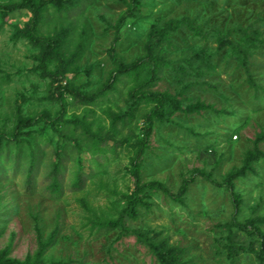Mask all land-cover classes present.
<instances>
[{"label":"rangeland","instance_id":"obj_1","mask_svg":"<svg viewBox=\"0 0 264 264\" xmlns=\"http://www.w3.org/2000/svg\"><path fill=\"white\" fill-rule=\"evenodd\" d=\"M20 1L0 0V135H12L20 117H57L59 85L89 95L106 91L93 101L65 91L68 107L56 126L42 123L17 142L0 137V254L35 259L43 236L52 244L44 255L47 264H160L137 236L99 224L124 216L127 229L176 248L184 264H261L252 249L260 237L234 222L260 220L264 236V0H68L71 7L64 10L49 3L40 35L49 40L69 32L70 41L68 66L49 59L47 74L39 62L46 48L16 37L33 13L1 10ZM131 6L133 17L121 25ZM185 17L196 19L209 39L185 26L172 33L175 50L164 45L169 58L194 59V70L181 71L179 80L168 69L152 90L170 92L183 109L197 103L208 109L162 119L145 100L123 119L137 105L131 97L137 83L118 76L117 61L145 58L153 33ZM221 38L232 44L221 46ZM180 66L189 65L174 69ZM191 83L197 86L188 88ZM149 121L151 139L139 160L141 185L157 182L173 195L187 185V194L180 202L147 187L141 198L148 205L125 215ZM82 123L91 128L89 135ZM92 136L100 139L98 149ZM60 149L64 191L57 195L51 179ZM249 153L256 158L248 162ZM79 172L84 182L75 187ZM231 234L243 248L238 253L228 246Z\"/></svg>","mask_w":264,"mask_h":264},{"label":"trees","instance_id":"obj_2","mask_svg":"<svg viewBox=\"0 0 264 264\" xmlns=\"http://www.w3.org/2000/svg\"><path fill=\"white\" fill-rule=\"evenodd\" d=\"M53 4L56 8L59 10L67 9L68 7H71V1L68 0H21L19 3H15L9 6H4L1 8L2 11H5L6 15H10L14 12L20 11V10H29L33 13V21L32 23L26 28V30L21 31L19 30L16 33L17 38H26L28 41H30L32 44H34L37 47H44L46 48V51L42 54V56L39 59L40 67L42 70L47 71L46 64H48L49 59L55 58V60H60L62 62V66H65V47L69 40V32L65 35L58 34L53 39H45L40 35V29H41V23L43 21V16L46 12V5L47 4ZM134 4H138L139 0H133ZM133 7H130V10L128 13L123 17L121 25H125L129 18L133 17ZM181 26H185L195 37H199L200 39L207 40L209 39V33L204 31L203 27L198 25V22L196 19H191L189 17H185L180 21H171L168 23L165 28H163L160 31H157L153 33L151 36L150 42L148 44L147 48V55L145 58L141 59L140 61L134 62L132 64H126L121 61H117V64L120 66V71L118 72V76H130L133 77L135 82L137 83V86L135 87L134 91L131 93V97L134 100V103L137 104L133 106V108L128 111L122 118H126L127 116L135 115V111L137 109L136 106L139 107V104L142 101H149L155 104V109L153 111V114L156 116H159L162 119H166L169 116H172L175 113L181 112V113H187V114H193L195 112H200L207 110L208 107L201 103H197L196 105H191L187 109H183L182 104L180 100L173 96L170 92H157L152 90L156 84L161 81L162 76L169 71L168 69H172L171 71L176 72L177 78L179 80H182L183 76H179L178 74L181 73L184 75V73H188V71L194 70L193 60L188 61H180L176 62L169 58V53L165 49V44L168 46L174 47L171 35L174 33L178 28ZM246 38L249 39V36L246 34ZM116 42H118V38L116 39ZM227 44H232L231 41H229L228 38H221L220 39V45L226 46ZM177 48V46H176ZM187 63L189 66H180V71L175 70V66L177 64L181 63ZM66 65L68 66V63L66 62ZM174 69V70H173ZM45 71V73H46ZM200 71V68H197V72ZM184 72V73H183ZM47 74V73H46ZM180 74V75H181ZM57 78L54 77V82L57 83ZM197 86V84H190L187 87L191 88ZM63 89V90H62ZM67 91V93H70L77 97H83L89 101H93L102 96L101 94L106 91L105 89H102L99 94L96 95H89L87 93H83L75 88H66L63 85H59L56 91L54 92L55 96L58 99V102L61 106V111L59 115L55 118H51V116L47 114H42L37 117H20L18 120V123L15 127V131L12 135H9L7 133H1L0 137L2 140L6 141H19L25 134V131L29 129H33L37 126H39L42 123H46L50 126H56L61 120L63 119V116L66 112V109L68 107L67 100L64 97V93ZM148 127L145 129L144 133V139H143V147L140 151L139 157L137 158V161L133 168V173L135 174L137 180L135 185V192L133 195L129 197V203L128 207L124 210L125 215L134 216L138 213V208L140 206H147L148 204L141 198V194L144 193V190L148 188L155 187L157 189L163 190L168 195H170L173 199L183 202L184 196L187 194V185L184 186L182 191L178 195H173L164 185L159 184L157 182L151 183L149 185L143 186L141 185V182L139 180V174H140V166H139V160L141 158V155L145 152V150L148 147L149 141L151 139L152 135V123L149 121ZM84 127V131L86 134H90L91 128H89L86 124H81ZM58 126H61L60 124ZM49 127L46 128V131H49ZM95 138L94 140V147L96 149L99 148L100 139L98 136H92ZM2 148V143L0 140V152ZM56 158L57 161L54 165V169L52 172V179H51V191L54 194L62 195L64 191V184L62 182V174H63V164H62V150L56 151ZM256 156L252 153H249L247 161H252L255 159ZM236 177V174H233L230 176V179H233ZM75 187L81 186V184L84 182L83 177L81 173H77L74 180ZM226 186H229V184H226ZM230 187V193L231 196L234 199L235 203H239V196L235 192L234 188L232 186ZM237 203V204H238ZM239 205V204H238ZM237 207V206H236ZM260 220L247 222L245 224L234 222V226H237L239 230L258 235L260 237L259 241V247L258 249H255L252 247V249L258 254V257L261 261V264H264V236L260 235V227L257 225ZM102 226L109 228V229H118L120 228L122 232L126 235H135L138 237L139 240H141L147 247L150 248V250L154 253V255L159 260L160 264H184L183 259L181 258V254L179 251L174 249H167V244H158L154 242L152 239L148 237L145 233H142L140 231L136 230H129L125 227L124 224V216H122L118 220H112V221H104L99 222ZM236 237L231 234L228 238L229 241V247L231 250V253H238L239 250L243 249L242 246L238 243V241L235 240ZM50 241H46L43 236H40L39 238V246H40V252L35 257V259H31V257L25 261L21 262L18 260H12L8 258L7 253L0 254V264H47L44 260V255L47 252L48 248L51 246ZM52 264H63L60 262H54Z\"/></svg>","mask_w":264,"mask_h":264}]
</instances>
